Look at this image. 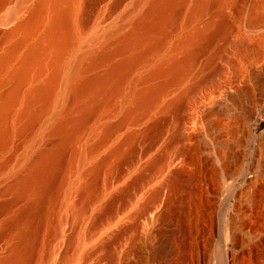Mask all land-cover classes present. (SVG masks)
I'll return each instance as SVG.
<instances>
[{"label": "rangeland", "instance_id": "obj_1", "mask_svg": "<svg viewBox=\"0 0 264 264\" xmlns=\"http://www.w3.org/2000/svg\"><path fill=\"white\" fill-rule=\"evenodd\" d=\"M136 2L78 1L75 16L79 21L80 39L72 52L76 59L75 68L84 72L87 66L79 59L83 53L108 51L113 47L111 43L129 31L132 22L147 5V0H142L138 6ZM36 3L38 0L3 2L0 5V30H7L29 16ZM189 8L190 5L185 6L170 23L173 29L165 43L167 50L193 26L204 28L222 16L228 23L227 31L196 54V59L189 63L187 74L184 73L183 79L172 85L160 101L124 122L123 116L131 105L130 101L128 104L125 102V106L123 103L118 112L105 108L95 118L92 117L66 156L62 170L64 177L57 183L58 195L56 193L51 212L56 211L54 214L65 217L68 233L85 232L93 216L107 217L119 209L124 214L111 230H117L120 225L124 229L121 227L120 233H115L106 242L104 252L87 264H96L99 260L104 261L102 264H118L119 257L125 264H143L141 257L146 253L143 239L159 223L160 216L169 210L173 211L169 221L176 227L184 226L187 236L174 246L175 250L172 248L169 253L163 254L158 259L159 263L173 264L180 256L179 259L187 262L185 264H264V178L260 177V171L264 170V139L251 143L250 133L253 126H256L257 132H264V0H222L192 27L186 25ZM257 18L258 25L253 23ZM8 44L0 33V53ZM147 70L143 68L134 72L124 82L125 90L130 92L132 83L141 79ZM141 86L137 85L135 90L144 87ZM5 89V86L0 87V91ZM227 94L232 96L228 98ZM176 96L182 97L181 103L174 106L175 109L166 110V105ZM65 99L63 94L58 95L53 107L60 109ZM122 122L124 125L100 148L98 155L91 156L88 147L95 142L93 135L106 125ZM132 133L135 139L125 145L122 157H112L100 171L97 183L98 190L101 189L100 196L88 203L85 197L78 194L83 183L82 173L108 156L118 143ZM54 140L43 121L29 132L15 134L10 144L0 152V205L5 202L13 204L0 214V231H5V236H0L1 248H6L14 238L4 222L27 203L25 199L15 198L13 174L23 169L18 165L29 151L34 153L47 148ZM181 151L183 154L178 156L177 161L167 165V158ZM77 153L84 155L82 162L78 161ZM171 173L181 181L175 191L166 182ZM189 177L195 178L192 186L183 184ZM225 178L232 179L225 181ZM155 192L158 196L152 210L146 217L139 216L140 208ZM67 196L79 207H89L80 229L75 226L70 210L64 207ZM188 198L199 202L200 207L186 209L184 199ZM180 215H183V220ZM105 236V233L99 235L98 240ZM46 238L44 234L41 236L37 249L39 255L32 264H40ZM96 239L88 248L95 245ZM225 250L227 260L223 256Z\"/></svg>", "mask_w": 264, "mask_h": 264}, {"label": "bare ground", "instance_id": "obj_2", "mask_svg": "<svg viewBox=\"0 0 264 264\" xmlns=\"http://www.w3.org/2000/svg\"><path fill=\"white\" fill-rule=\"evenodd\" d=\"M5 1L0 0V5ZM78 1L38 0L29 16L23 19L20 17L21 20L7 30H0L3 41L9 43L0 53V87H6L5 90L0 91V152L10 144L15 134L29 132V129L35 128L43 121L46 122L48 134L55 138L47 148L34 153L29 151L19 162V168L23 167V169L13 174L15 198L16 200L25 199L27 203L7 222H4L5 228L12 230L10 233L13 232L14 238L6 248L0 247V264H32L38 254L37 249L43 234L47 238L40 264H87L104 252L106 242L115 233H120L121 227L123 228L120 225L116 227L117 230H111L120 221L122 214L120 209L107 217L93 216L85 232L76 231L71 234L68 233L69 228L67 230L65 217L60 218L59 215L54 214L56 211L51 212V205L57 198V183L63 176L62 170H64L68 152L72 151L73 144L79 140L77 138L86 129L88 121L105 108L117 111L120 107L122 108L123 103L125 106V102L128 104L130 101L131 105L126 107L124 119L122 118L124 122L131 119L138 111L160 101L172 85L183 79L182 76L196 54L209 43L211 44L216 37L224 34L228 28V23L223 16L216 22L209 21L210 24H206L204 28L193 26L172 44L170 50H167L165 43L173 29L170 23L185 6L190 5L186 23L190 27L199 23L205 14L222 0H192L191 2L189 0H147L144 11L132 22L127 33L111 43L113 47L110 50L88 51L80 56L79 59L87 66L83 72L75 68L76 59L72 55L80 39L79 21L75 16ZM141 1L137 0L136 6ZM257 21L258 18L253 23ZM70 64L72 68L69 69ZM143 68L148 69L145 75L132 83L130 92L125 90L124 82L134 72ZM62 74L64 79L61 80ZM137 85L144 87L135 90ZM60 94H63L66 99L59 107L60 109H55L53 105ZM231 96V94L226 95L228 98ZM182 100V97L176 96L169 105H166V110L177 106ZM113 110L107 109L110 112ZM123 122L106 125L99 133L94 134L96 139L88 147V153L91 156L97 154L100 148L105 146L109 139L121 129ZM134 139L135 134H129L110 151L108 156L82 173L83 183L81 188H78L80 197H85L88 203L98 199L99 191H101L97 186L100 171L110 163L112 157L120 156L121 158L125 145L130 144ZM263 139L264 137L261 140ZM181 152L166 157L167 165L175 163L178 156L187 151ZM83 156L77 153L79 162L83 161ZM260 177L264 178L263 169L260 171ZM226 179L230 178H225V181ZM166 182L174 189L173 191L181 185V181L174 173L169 175ZM186 182L183 184L192 186L195 178L189 177ZM157 196L158 192L150 196L148 202L140 208L139 216H145L152 210ZM184 203L188 210L200 207V203L192 198L184 199ZM11 204L12 202L8 204L5 202L3 206L0 205V214L8 210L13 205ZM64 207L70 210L75 226L77 225L80 229L87 211L89 212L87 209L89 207L81 205L79 207V204L72 202L69 197L65 199ZM172 212L169 210L161 215L159 223L157 222L148 235L142 238L143 242L142 240L141 242L146 247V253L141 257V263L161 264L162 261L159 263L158 259L184 239L186 228L182 225L176 227L169 221ZM182 218L183 215H180V219ZM4 233L5 231H0V236ZM103 233L106 236L98 240V236ZM95 239L97 240L95 245L88 248ZM223 256L227 260L226 250L223 251ZM179 258L180 256L173 264H185L186 261ZM117 260L118 264H125L120 257ZM102 261L99 260L96 264H102Z\"/></svg>", "mask_w": 264, "mask_h": 264}, {"label": "water", "instance_id": "obj_3", "mask_svg": "<svg viewBox=\"0 0 264 264\" xmlns=\"http://www.w3.org/2000/svg\"><path fill=\"white\" fill-rule=\"evenodd\" d=\"M251 133V143L261 140L264 137V132H257L256 126H253L250 130Z\"/></svg>", "mask_w": 264, "mask_h": 264}]
</instances>
